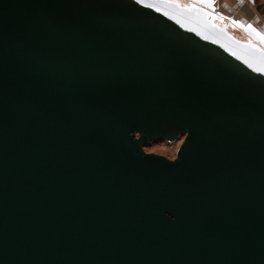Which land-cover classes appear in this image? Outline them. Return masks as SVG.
Segmentation results:
<instances>
[{"label": "water", "instance_id": "obj_1", "mask_svg": "<svg viewBox=\"0 0 264 264\" xmlns=\"http://www.w3.org/2000/svg\"><path fill=\"white\" fill-rule=\"evenodd\" d=\"M192 1L0 0V264H264V33Z\"/></svg>", "mask_w": 264, "mask_h": 264}, {"label": "rangeland", "instance_id": "obj_2", "mask_svg": "<svg viewBox=\"0 0 264 264\" xmlns=\"http://www.w3.org/2000/svg\"><path fill=\"white\" fill-rule=\"evenodd\" d=\"M169 1H174L181 6H186V7L190 6V3L184 0H169ZM245 1L247 3V0ZM234 2L235 1L233 0H217L216 3L218 8L220 7L219 12H221L222 14L225 13L226 15L231 17L233 15L232 14L233 11L238 8L237 4ZM249 5H248L250 10L249 12L250 14H252L253 17V19H251V23H253L260 31L264 32V0H255L254 5L251 4ZM219 12L217 11L215 12L216 13L215 23L217 26L219 25V27L222 28L227 21L218 18V16L220 15ZM227 32L237 40L247 42L243 32L240 29H238L236 26L229 27ZM182 141L183 139H179L172 143L166 141L153 142L146 147V152L165 156L173 160L177 156L178 149Z\"/></svg>", "mask_w": 264, "mask_h": 264}, {"label": "crops", "instance_id": "obj_3", "mask_svg": "<svg viewBox=\"0 0 264 264\" xmlns=\"http://www.w3.org/2000/svg\"><path fill=\"white\" fill-rule=\"evenodd\" d=\"M184 1H187L188 3H190V5L197 6L196 3L194 1H192V0H184ZM208 1L210 3H212V5L215 8V10L217 12H219L220 7L218 8V6H217V3H216L217 0H208ZM233 1H235L234 3L237 4L238 8L233 11V13H232L233 15L231 17L226 15L225 13L222 14L221 12H219L222 15V19H224L226 21L228 20L231 23L238 22V23H241V24H243L245 26H248L249 24H251L252 28H255V29L259 30L253 23H251V19H253V17H252V14H250V12H249L250 10H249V7H248L249 4L254 5L255 0H249V1L247 0L248 5H247L245 0H233ZM262 33H264V32H262Z\"/></svg>", "mask_w": 264, "mask_h": 264}, {"label": "flooded vegetation", "instance_id": "obj_4", "mask_svg": "<svg viewBox=\"0 0 264 264\" xmlns=\"http://www.w3.org/2000/svg\"><path fill=\"white\" fill-rule=\"evenodd\" d=\"M218 18L222 19V17H221L220 15H219ZM225 26H227V31H228V28H229V27L236 26V25H234L233 23H231L230 21L227 20V22L223 25V27H225ZM236 27H237V26H236ZM237 28L240 29L239 27H237ZM240 30L243 32V34H244V36H245V38H246L247 43L253 44V46L258 47V48H260V49H263V47H262L259 43H256L255 41H253V40L249 37V35L246 34L242 29H240Z\"/></svg>", "mask_w": 264, "mask_h": 264}, {"label": "snow or ice", "instance_id": "obj_5", "mask_svg": "<svg viewBox=\"0 0 264 264\" xmlns=\"http://www.w3.org/2000/svg\"><path fill=\"white\" fill-rule=\"evenodd\" d=\"M233 23H235V22H233ZM249 29H251L252 28V25L251 24H249L248 26H247ZM256 35L257 36H261V34L260 33H256ZM261 39H264V36H261Z\"/></svg>", "mask_w": 264, "mask_h": 264}]
</instances>
